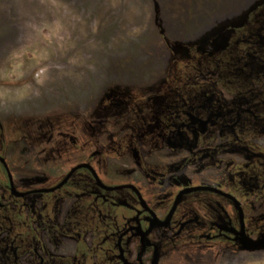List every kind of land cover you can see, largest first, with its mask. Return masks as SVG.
<instances>
[{
  "label": "flooded vegetation",
  "instance_id": "1",
  "mask_svg": "<svg viewBox=\"0 0 264 264\" xmlns=\"http://www.w3.org/2000/svg\"><path fill=\"white\" fill-rule=\"evenodd\" d=\"M221 26L93 118L0 119V264H239L264 236V0Z\"/></svg>",
  "mask_w": 264,
  "mask_h": 264
},
{
  "label": "rangeland",
  "instance_id": "2",
  "mask_svg": "<svg viewBox=\"0 0 264 264\" xmlns=\"http://www.w3.org/2000/svg\"><path fill=\"white\" fill-rule=\"evenodd\" d=\"M255 1L0 0V119L79 106L93 118L100 94L158 82L182 40ZM239 264H264V249Z\"/></svg>",
  "mask_w": 264,
  "mask_h": 264
},
{
  "label": "water",
  "instance_id": "3",
  "mask_svg": "<svg viewBox=\"0 0 264 264\" xmlns=\"http://www.w3.org/2000/svg\"><path fill=\"white\" fill-rule=\"evenodd\" d=\"M261 1L262 0H256L253 3V5L255 6L257 3L261 2ZM248 9H250V8H248ZM248 9L244 11L243 18L247 15ZM243 248L246 249L247 251H250V252L264 249V236L258 242H254V243H244L243 244Z\"/></svg>",
  "mask_w": 264,
  "mask_h": 264
}]
</instances>
